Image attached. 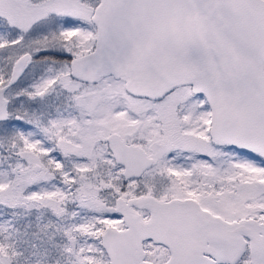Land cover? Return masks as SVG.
<instances>
[{"label":"snow or ice","instance_id":"6c2138e0","mask_svg":"<svg viewBox=\"0 0 264 264\" xmlns=\"http://www.w3.org/2000/svg\"><path fill=\"white\" fill-rule=\"evenodd\" d=\"M0 264H264V0H0Z\"/></svg>","mask_w":264,"mask_h":264}]
</instances>
